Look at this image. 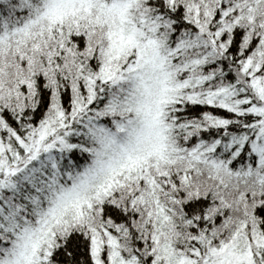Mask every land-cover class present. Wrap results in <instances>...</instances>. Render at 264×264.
Masks as SVG:
<instances>
[{
  "label": "snow or ice",
  "instance_id": "6c2138e0",
  "mask_svg": "<svg viewBox=\"0 0 264 264\" xmlns=\"http://www.w3.org/2000/svg\"><path fill=\"white\" fill-rule=\"evenodd\" d=\"M0 264H264V0H0Z\"/></svg>",
  "mask_w": 264,
  "mask_h": 264
}]
</instances>
